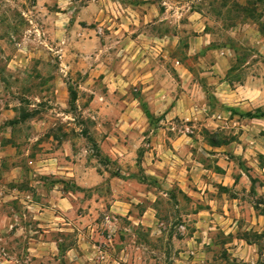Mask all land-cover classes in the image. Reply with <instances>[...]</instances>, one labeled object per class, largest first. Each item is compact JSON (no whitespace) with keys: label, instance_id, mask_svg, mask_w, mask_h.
Returning <instances> with one entry per match:
<instances>
[{"label":"rangeland","instance_id":"1","mask_svg":"<svg viewBox=\"0 0 264 264\" xmlns=\"http://www.w3.org/2000/svg\"><path fill=\"white\" fill-rule=\"evenodd\" d=\"M221 1L232 6L222 26L254 19L264 52V0ZM67 5L1 0L0 20L27 34L29 11L61 13ZM55 16L49 41L63 44L70 23L73 47L43 48L46 24L38 21V64L13 100L19 120L0 130V144L12 150L0 163V264H264V117L243 114L264 113V53L242 66L252 60L254 33L223 35L242 41L233 44L241 59L222 82L235 89L257 76L260 88L237 91L250 105H230L229 86L215 90L203 74L209 68L185 56L191 21L172 14L169 28L184 30L178 58L195 64L193 100L184 99L177 115L128 119L127 94L81 67V21ZM129 93L142 101L138 86ZM63 167L86 173L83 185L59 173Z\"/></svg>","mask_w":264,"mask_h":264},{"label":"crops","instance_id":"2","mask_svg":"<svg viewBox=\"0 0 264 264\" xmlns=\"http://www.w3.org/2000/svg\"><path fill=\"white\" fill-rule=\"evenodd\" d=\"M37 1L43 3L49 0ZM64 1L68 5L61 13H55L48 8L42 14L29 11L31 16L28 19L32 27L26 31L27 34L19 30L21 26L17 22L10 21L9 24L8 21L0 20V130L6 129L5 123L14 121L17 117V104L13 100L19 98V85L30 72L27 68L33 69L38 64L35 60L37 54L34 52L40 49V45L37 37L33 36L36 32L40 33L38 21L42 18L46 24L41 29L43 35H47L40 42L43 48L65 51L73 47L70 23L63 44L59 43L57 47L49 41L51 34L47 32L55 29V14L62 15L69 22L72 18L81 21L79 40L75 43L79 51L85 53L81 54L85 58L80 61L81 67H85L86 73L90 68V73L101 77V81L107 83L113 93L118 91L122 95L127 94L123 116L128 119L144 114L142 103L152 115L165 114L168 117L181 113L184 99L193 100V91L197 85L189 77L192 76L190 67L195 64H186L178 58L184 30L169 28L167 20L172 14L176 17L185 15L191 21L192 31L187 32L185 56L196 57V65L209 68L203 74L211 76L209 81L215 85V90L220 92L225 84L229 86L227 101L230 105H234L233 101L238 99L241 100L238 106L250 105L248 94L239 98L237 91L246 89L251 95L260 92L257 76H252L254 82L251 80L236 84L235 89L231 87V83L222 82V78L241 59L239 49L233 44L242 41L247 32L254 33L256 44L251 51L252 60L245 58L242 66L258 64V58L264 53L261 45L263 34L254 19L248 17L247 20L251 22L249 24H229L227 28L222 26L224 15L232 10V6L226 1L210 0L207 4H195L196 0H171L170 3L167 0ZM200 1L202 0L197 2ZM240 27L243 29L242 35L238 34ZM226 33L242 37L230 40L227 36L223 37ZM205 51L208 57L203 55ZM91 53H94V58ZM185 84L188 85L186 88ZM136 86L140 89L142 101L135 97L130 98L129 91ZM246 90L243 92L246 93ZM15 123L19 121L16 120ZM36 125L41 127L44 122L39 120ZM11 154L10 146L0 144V163L1 159H7ZM61 169L59 173L76 177L79 185H83L84 179H87L86 173L77 174L72 167Z\"/></svg>","mask_w":264,"mask_h":264},{"label":"trees","instance_id":"3","mask_svg":"<svg viewBox=\"0 0 264 264\" xmlns=\"http://www.w3.org/2000/svg\"><path fill=\"white\" fill-rule=\"evenodd\" d=\"M70 94H71V100H73L74 98L72 96V93H70ZM141 105H142V109H143L145 116L150 120L153 117V115L149 112V110L146 108L144 103H142ZM243 114L247 115L248 117L251 116L252 118L264 117V113H261L260 109H257V113H255V114H252L251 112H246Z\"/></svg>","mask_w":264,"mask_h":264}]
</instances>
